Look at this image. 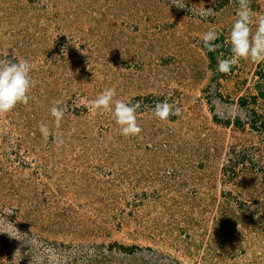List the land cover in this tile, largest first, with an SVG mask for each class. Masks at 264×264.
<instances>
[{
	"label": "rangeland",
	"instance_id": "374dc122",
	"mask_svg": "<svg viewBox=\"0 0 264 264\" xmlns=\"http://www.w3.org/2000/svg\"><path fill=\"white\" fill-rule=\"evenodd\" d=\"M176 3L0 0V60L33 82L0 112V264H264V62L218 71L240 0ZM105 88L139 134L91 106Z\"/></svg>",
	"mask_w": 264,
	"mask_h": 264
},
{
	"label": "clouds",
	"instance_id": "9594fccd",
	"mask_svg": "<svg viewBox=\"0 0 264 264\" xmlns=\"http://www.w3.org/2000/svg\"><path fill=\"white\" fill-rule=\"evenodd\" d=\"M172 3L182 7L172 0ZM241 7L237 12L238 19L231 27L229 44L233 54L231 59H223L218 63V71L228 73L240 59H251L255 63L264 62V16L258 20L254 34L251 33L250 25L253 23L251 11L247 0H240ZM201 15L207 13L201 12ZM219 33L215 30L208 31L203 36V44L208 51H215L214 42L219 39ZM14 55V54H13ZM15 56V55H14ZM16 57V56H15ZM32 67L27 60L12 62L9 59L0 60V112H9L18 103L27 104L29 100V89L33 86L31 79ZM117 92L115 88H105L102 93L92 101L91 106L111 112L115 122L120 126V132L124 136H135L141 132L137 123L136 112L139 103H131L123 100H115ZM65 109L56 106L51 108V114L55 123L59 126L64 117ZM178 109L174 110L168 103H157L155 116L160 120H166L172 115H177ZM40 132L44 137L51 135L47 125L40 126ZM9 210L8 213H11Z\"/></svg>",
	"mask_w": 264,
	"mask_h": 264
}]
</instances>
